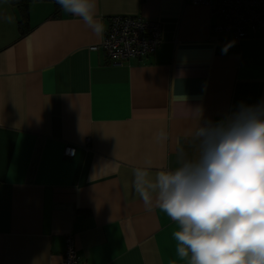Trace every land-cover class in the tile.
<instances>
[{"label": "crops", "instance_id": "0c3cea01", "mask_svg": "<svg viewBox=\"0 0 264 264\" xmlns=\"http://www.w3.org/2000/svg\"><path fill=\"white\" fill-rule=\"evenodd\" d=\"M97 14L100 37L54 2L0 0V264H62L69 236L81 264H186L176 224L146 209L133 169H174L181 147L191 154L197 108L215 122L264 103V37L213 35L211 6L97 0ZM118 15L159 24L155 54L107 57Z\"/></svg>", "mask_w": 264, "mask_h": 264}, {"label": "clouds", "instance_id": "9594fccd", "mask_svg": "<svg viewBox=\"0 0 264 264\" xmlns=\"http://www.w3.org/2000/svg\"><path fill=\"white\" fill-rule=\"evenodd\" d=\"M56 2L102 36L97 0ZM193 121L191 154L181 147L174 169H133L136 195L176 224V254L186 264H264V103L241 105L215 122L197 108ZM156 139L168 134L161 130Z\"/></svg>", "mask_w": 264, "mask_h": 264}, {"label": "built area", "instance_id": "2783aa9c", "mask_svg": "<svg viewBox=\"0 0 264 264\" xmlns=\"http://www.w3.org/2000/svg\"><path fill=\"white\" fill-rule=\"evenodd\" d=\"M197 5H209L218 23L212 26L213 35L229 36L235 41L264 37V0H192ZM162 42L158 23L141 16H113L109 19L106 36L100 48L115 62L143 59L156 53ZM65 155H75L67 148ZM62 264H81L72 236L67 239Z\"/></svg>", "mask_w": 264, "mask_h": 264}, {"label": "trees", "instance_id": "16d2710c", "mask_svg": "<svg viewBox=\"0 0 264 264\" xmlns=\"http://www.w3.org/2000/svg\"><path fill=\"white\" fill-rule=\"evenodd\" d=\"M42 1H51V2H54L57 6H59L57 4L56 0H7V2H9V3H11L12 5H15V6H27L29 3H32V2H42ZM19 24H20L21 34H25L26 31L24 29V24L26 25V22L25 21H20Z\"/></svg>", "mask_w": 264, "mask_h": 264}]
</instances>
